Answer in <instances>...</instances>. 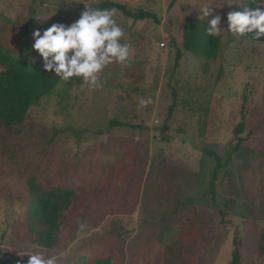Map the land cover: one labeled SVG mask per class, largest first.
Wrapping results in <instances>:
<instances>
[{
    "label": "rangeland",
    "instance_id": "1",
    "mask_svg": "<svg viewBox=\"0 0 264 264\" xmlns=\"http://www.w3.org/2000/svg\"><path fill=\"white\" fill-rule=\"evenodd\" d=\"M251 1L0 0V43L39 67L33 32L71 25L86 6L112 9L102 5L113 2L159 21H133L118 11L127 62L103 69L94 90L78 77L60 80L28 112L13 139L14 159L0 158V264H27L36 253L54 264L81 257L164 264L157 237L191 208L207 225L204 239L187 250L193 264H229L234 241L240 264H264V43L227 32V14ZM205 6L220 8L205 19ZM215 15L224 30L216 35V59L186 52L185 21L207 25ZM141 99L152 102L140 107ZM110 120L141 128L109 130ZM238 137L243 142L233 151ZM30 183L34 198L51 186L76 191L54 250L20 238Z\"/></svg>",
    "mask_w": 264,
    "mask_h": 264
},
{
    "label": "trees",
    "instance_id": "2",
    "mask_svg": "<svg viewBox=\"0 0 264 264\" xmlns=\"http://www.w3.org/2000/svg\"><path fill=\"white\" fill-rule=\"evenodd\" d=\"M102 6L116 8L123 16L133 21L150 20L155 24L159 23L157 16L150 12L139 10L133 13L125 6L113 2L103 3ZM246 8L249 10L261 8L260 0L248 2ZM238 38L251 43H264V37L255 39V31L249 36ZM183 48L188 53L213 60L220 50V38L208 35L206 24L197 25L189 19L184 23ZM180 58L181 53L177 52L176 60ZM0 68V158L12 161L16 153V143L13 139L21 134L28 112L39 107L42 101L54 93L60 79L52 72L44 71L43 67L18 59L1 43ZM171 111L172 107L167 118L170 117ZM117 127L141 128L139 125L116 120H110L106 128L110 130ZM242 128L241 122L234 129V135H239ZM97 134L101 136L104 133L98 131ZM242 142L243 140L238 137L233 151H236ZM215 159L219 163V159ZM28 190V206L23 217L24 228L23 232H20V238L30 245L54 250L60 242V226L66 221L74 206L76 191L72 187L51 186L34 198L35 188L32 183L28 185ZM191 202V199H187L184 205L189 206ZM206 228L205 220L195 208H191L185 215L164 226L157 237L164 264H193L194 258L187 250L191 245L204 239ZM77 264L113 263L109 257H81ZM229 264H240L237 241H234Z\"/></svg>",
    "mask_w": 264,
    "mask_h": 264
},
{
    "label": "clouds",
    "instance_id": "3",
    "mask_svg": "<svg viewBox=\"0 0 264 264\" xmlns=\"http://www.w3.org/2000/svg\"><path fill=\"white\" fill-rule=\"evenodd\" d=\"M260 4L264 8V0ZM213 8L220 7L205 6L200 13L206 19L213 15ZM261 8L229 12L227 32L240 37L255 31V39L264 37ZM117 15L116 8L99 9L89 5L71 25L54 23L43 33L34 31L33 50L42 58L44 71L52 72L62 82L81 78L90 90L101 87L98 77L102 70L113 63L125 64L130 54V46L121 42L124 32L115 19ZM220 23L221 17L213 16L207 24V34L224 32L219 28ZM151 102V99H141L139 106L146 107ZM27 264H54V260L36 253L28 255Z\"/></svg>",
    "mask_w": 264,
    "mask_h": 264
}]
</instances>
